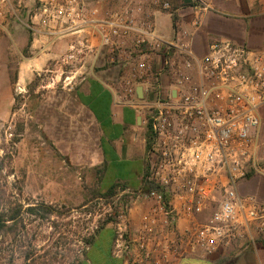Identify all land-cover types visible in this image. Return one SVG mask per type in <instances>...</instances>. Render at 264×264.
Instances as JSON below:
<instances>
[{
	"label": "built area",
	"instance_id": "built-area-1",
	"mask_svg": "<svg viewBox=\"0 0 264 264\" xmlns=\"http://www.w3.org/2000/svg\"><path fill=\"white\" fill-rule=\"evenodd\" d=\"M173 2L110 0L100 11L97 2L36 0L33 21L22 22L36 37H74L52 85L85 80L96 38L109 64L121 66L117 102L139 114L150 134L139 186L115 195L111 254L123 264H177L264 236V206L238 193L254 161L252 134L264 106V44L250 50L218 39L197 56ZM185 2L195 30L210 8L204 0ZM14 13L12 0H0V20ZM155 13L173 21L171 36L158 33ZM134 210L141 211L137 224Z\"/></svg>",
	"mask_w": 264,
	"mask_h": 264
},
{
	"label": "crops",
	"instance_id": "crops-1",
	"mask_svg": "<svg viewBox=\"0 0 264 264\" xmlns=\"http://www.w3.org/2000/svg\"><path fill=\"white\" fill-rule=\"evenodd\" d=\"M35 1L13 0L16 7L21 5L18 15L0 20V95L8 105L13 102V89H26L34 82L36 75L52 67L54 60L65 52L74 38L52 40L30 34L22 22L33 21ZM173 1L179 5L176 20L192 32V49L200 56L215 40L200 34L203 20L215 7L236 13L238 22L235 32L223 39L250 50H258L264 44V0H204L210 9L201 14L195 30L190 26L191 12L185 0ZM87 2L92 5L97 2L96 6L103 11L110 0ZM154 21L158 33L171 36L173 21L166 14L155 13ZM92 42L95 50L85 58V80L71 93L51 91L40 102L37 113L39 118L46 120L52 114L57 116V127L62 123L75 122L78 126L77 144L82 146V152H91L90 166L98 168L101 181L110 174L114 184L137 185L145 171L147 129L139 114L117 102L121 66L109 64L106 49L97 45L96 38ZM258 114L260 126L252 134L254 161L245 180L239 184L238 193L240 196H250L264 206V106L258 109ZM56 125H53V129ZM49 141L57 149L55 141ZM140 212L132 211L130 218L134 224H137ZM106 231L110 239L103 240L104 233H99L92 245L86 248L81 264H123L111 254L112 229L107 228ZM177 264H264V236L255 237L253 245L233 244L207 257H185Z\"/></svg>",
	"mask_w": 264,
	"mask_h": 264
},
{
	"label": "rangeland",
	"instance_id": "rangeland-1",
	"mask_svg": "<svg viewBox=\"0 0 264 264\" xmlns=\"http://www.w3.org/2000/svg\"><path fill=\"white\" fill-rule=\"evenodd\" d=\"M12 6L15 13L7 16L18 15ZM235 14L215 7L200 34L218 40L234 33ZM59 57L26 89L14 88L11 105L0 95V212L8 216L22 208L17 232L0 234V264H81L85 241L112 229L116 215V196H102L98 168L90 166L91 152L77 144L75 122L57 127V116L46 120L37 113L51 91L71 93L77 87L52 85L60 76ZM39 205L50 206L54 214L40 220L24 213Z\"/></svg>",
	"mask_w": 264,
	"mask_h": 264
},
{
	"label": "trees",
	"instance_id": "trees-1",
	"mask_svg": "<svg viewBox=\"0 0 264 264\" xmlns=\"http://www.w3.org/2000/svg\"><path fill=\"white\" fill-rule=\"evenodd\" d=\"M85 1H89V0H85ZM193 52L197 55L200 56L201 54L197 53L194 49H192ZM149 140H150V134L148 133V131L146 132V149L148 147L149 144ZM112 172V170H110ZM115 178V177H114ZM119 178V177H118ZM112 176L109 174L107 178L100 179V192L102 193L103 197H112L115 196L117 194V189L119 190H123L126 188H130V189H136L140 182L136 185H131L130 183L127 184H114L112 183ZM21 206H18L17 209H15L14 211L11 212L10 215L6 216L4 213L0 212V234L4 233L5 231L10 232V234L12 233H16L18 226H20L22 224L21 219L19 218L21 215ZM24 213L32 216V217H36L37 219L40 220H46L47 218H50L53 214L54 211L52 210V208L50 206H46V205H39V206H35V207H28L24 210ZM8 223L10 224L9 226ZM99 233H104L102 235V239L103 240H109L110 239V235L109 232H104V230L99 231L96 236H92L89 239H87L85 241V245L86 247H89L92 245V242L95 240V238L98 236ZM85 256V255H84Z\"/></svg>",
	"mask_w": 264,
	"mask_h": 264
},
{
	"label": "water",
	"instance_id": "water-1",
	"mask_svg": "<svg viewBox=\"0 0 264 264\" xmlns=\"http://www.w3.org/2000/svg\"><path fill=\"white\" fill-rule=\"evenodd\" d=\"M136 94L141 99V97H142V89H141V87H137L136 88Z\"/></svg>",
	"mask_w": 264,
	"mask_h": 264
}]
</instances>
